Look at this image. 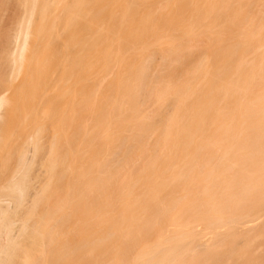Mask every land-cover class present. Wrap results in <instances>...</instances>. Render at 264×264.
Instances as JSON below:
<instances>
[{
  "label": "bare ground",
  "instance_id": "bare-ground-1",
  "mask_svg": "<svg viewBox=\"0 0 264 264\" xmlns=\"http://www.w3.org/2000/svg\"><path fill=\"white\" fill-rule=\"evenodd\" d=\"M0 264H264V0H0Z\"/></svg>",
  "mask_w": 264,
  "mask_h": 264
}]
</instances>
